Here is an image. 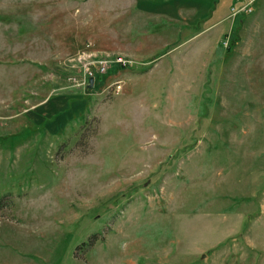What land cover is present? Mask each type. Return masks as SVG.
Segmentation results:
<instances>
[{"label":"rangeland","instance_id":"374dc122","mask_svg":"<svg viewBox=\"0 0 264 264\" xmlns=\"http://www.w3.org/2000/svg\"><path fill=\"white\" fill-rule=\"evenodd\" d=\"M249 1L0 0V264H264Z\"/></svg>","mask_w":264,"mask_h":264},{"label":"built area","instance_id":"2783aa9c","mask_svg":"<svg viewBox=\"0 0 264 264\" xmlns=\"http://www.w3.org/2000/svg\"><path fill=\"white\" fill-rule=\"evenodd\" d=\"M252 0H250L247 4H245V5H243L239 10H237V11H235V12H238V11H245V12H250L251 10H252ZM118 62L120 63V64H126V62H127V59H125L124 57H119L118 58ZM105 70H103V72L102 73H107V72H104ZM92 73V72H91ZM114 88L117 90V91H119L120 89H121V84L120 83H114Z\"/></svg>","mask_w":264,"mask_h":264},{"label":"water","instance_id":"95a60500","mask_svg":"<svg viewBox=\"0 0 264 264\" xmlns=\"http://www.w3.org/2000/svg\"><path fill=\"white\" fill-rule=\"evenodd\" d=\"M93 85H94V77H90L87 88L89 89V88L93 87Z\"/></svg>","mask_w":264,"mask_h":264},{"label":"trees","instance_id":"16d2710c","mask_svg":"<svg viewBox=\"0 0 264 264\" xmlns=\"http://www.w3.org/2000/svg\"><path fill=\"white\" fill-rule=\"evenodd\" d=\"M110 72H113V69H111Z\"/></svg>","mask_w":264,"mask_h":264}]
</instances>
